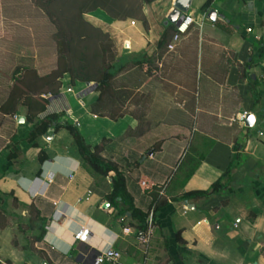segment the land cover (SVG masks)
Instances as JSON below:
<instances>
[{"label": "crops", "instance_id": "crops-1", "mask_svg": "<svg viewBox=\"0 0 264 264\" xmlns=\"http://www.w3.org/2000/svg\"><path fill=\"white\" fill-rule=\"evenodd\" d=\"M207 1L191 0L196 23L173 51L159 42L165 32L170 42L176 30L164 24L174 0H130L135 16L121 20L102 9L87 14L95 26L115 32V67L121 66L100 112L92 109L101 95L97 83L69 74L37 117L23 104L14 114L0 110V213L12 223L0 225L6 250L0 264H94L111 247L121 253L115 264H264V118L256 116L253 127L239 120L255 114L256 92L240 72L251 56L248 73L264 81V0H212L215 20L201 10ZM46 21L35 0H0V105L12 86L1 71L28 54L14 60L2 38L35 23L36 31L44 29ZM55 67L56 57L42 74ZM51 113L63 114L59 123L76 124L87 144L106 141L102 155L123 167L134 205L154 210L148 245L137 239V220L108 201L115 173H90L66 128L29 140L35 121ZM239 155L243 162L225 195L180 199L209 189ZM31 205L45 219L46 234L32 248L23 233L28 247L19 249L9 230L26 222ZM81 228L89 229L87 242L75 239Z\"/></svg>", "mask_w": 264, "mask_h": 264}, {"label": "trees", "instance_id": "trees-1", "mask_svg": "<svg viewBox=\"0 0 264 264\" xmlns=\"http://www.w3.org/2000/svg\"><path fill=\"white\" fill-rule=\"evenodd\" d=\"M143 1L149 4L154 0ZM211 1L208 0L202 6L201 10L204 14L208 12ZM35 4L43 9L46 17L56 29L53 35L57 44L56 67L42 75L34 68L16 67L11 77L10 92L7 99L0 105V110L6 114H14L19 104H23L28 107L30 114L37 117L48 104L46 96L58 93L61 88L59 80L65 74H69L73 81H95L97 83V90L101 95L92 109L100 112L99 109L110 101L113 80L120 72L121 66L115 67L117 61V54L114 50L115 39L110 33L91 23L87 14L102 9L113 18L121 20L128 16H135L137 6L130 4V0H35ZM168 40V32H165L159 46L166 45L167 47ZM251 58L246 66L241 67V78L247 79L251 90L256 92L254 112L258 118H264V95L260 90L261 87L264 91V81L261 85L254 75L248 73L247 70L253 67L255 59L253 56ZM26 73L33 79L28 78L27 80ZM62 115V113H51L42 119H37L29 134V140H37L52 128H66L72 134L83 163L90 173L98 178H106L111 173H115V176H110L112 192L107 197L108 201L118 209L119 215L126 218L129 213L131 218L137 220L138 229L145 230L148 212L144 213L134 205L133 196L127 188V177L123 167L102 155L106 141L96 146L87 144L76 124L59 123ZM47 159V155L41 151L39 160L44 162ZM242 162L243 157L239 155L231 161L222 177L209 189L185 193L180 199L208 200L218 195H225L232 183L234 171ZM26 224V228L19 225V230L26 236H28L26 233L31 232L33 241L32 243L29 241L30 237L27 241L33 248V244L42 241L46 234V221L34 205L30 207V215Z\"/></svg>", "mask_w": 264, "mask_h": 264}, {"label": "rangeland", "instance_id": "rangeland-1", "mask_svg": "<svg viewBox=\"0 0 264 264\" xmlns=\"http://www.w3.org/2000/svg\"><path fill=\"white\" fill-rule=\"evenodd\" d=\"M101 17V15H99ZM47 18V17H46ZM90 21V20H89ZM91 23H93L92 21H90ZM166 22V21H165ZM164 22V24H165ZM166 25V24H165ZM36 23L33 27H30V33L26 30L23 29V31H18L17 33H15L13 36V38H2V41H4L3 46L5 47L6 45L8 47L9 50H13L16 54L14 56V60L17 59H21V55L23 53V51L27 52V58H25L26 60L23 63H14V68L12 70H2L1 74L7 76V78H9L11 80V77L14 74V71L16 69V67L21 66V67H27V68H34L36 70L37 73H40L42 75L43 72H45V65L47 66V68H51V63H54V57H56L57 55V44L56 41L54 39V33L56 31V29L54 28V26L51 24V22L48 20L45 23V28L44 29H40L36 31ZM164 26L163 24H161V27ZM165 27V26H164ZM35 28V29H34ZM5 33L0 32V36H3ZM113 37L116 36L115 32L112 35ZM115 39V38H114ZM114 50L116 51L117 48L115 46ZM119 60L121 61V45H120V49H119ZM117 54V52H116ZM18 55V56H17ZM20 61V60H19ZM119 62H117L118 64ZM49 66V67H48ZM26 75V79L28 80V78L30 79L31 76H29L27 73ZM33 79V78H31ZM12 81V80H11ZM11 89V88H10ZM18 219L15 217L13 218V221H17ZM19 222L21 223V220H19ZM24 222V223H23ZM23 223V224H22ZM21 225L22 228H26L27 224L25 221H22ZM3 224H8L9 226H12L11 222L7 221V216L5 214L1 213L0 216V225ZM14 226V225H13ZM14 232V234H13ZM10 233V237H12L13 235V239H14V245L19 248H26L27 249V245H25L24 243L26 241H23V237L25 235L24 232H22L21 230H19V227L16 226V228L14 230H9ZM24 233V235H23ZM28 236L25 235V240H28L32 243L33 241V236H31V232L26 233ZM28 243V241H27ZM0 249H2V251H0V258L3 259V256L6 255L5 252V246L4 245H0ZM5 251V252H4ZM4 253V254H3ZM21 261V260H20ZM18 264H22V262H19Z\"/></svg>", "mask_w": 264, "mask_h": 264}, {"label": "built area", "instance_id": "built-area-1", "mask_svg": "<svg viewBox=\"0 0 264 264\" xmlns=\"http://www.w3.org/2000/svg\"><path fill=\"white\" fill-rule=\"evenodd\" d=\"M205 16H206V13H205ZM131 23L135 24V21L132 20ZM195 23H196V20L192 15H190L189 13L184 14L183 22L179 26H176V30L174 31L172 38L167 45V48L169 51L175 50L177 44L181 41L182 37L188 33L189 28ZM247 115H248L247 112L240 114L239 120L245 123V119ZM122 220H124V218ZM154 226H155L154 210L151 209L148 212L146 229L143 231H138L137 239L139 243L144 244V245L149 244L151 237L153 235V232H154ZM128 231H130V228H125V232H128ZM88 238H89L88 228H81L75 233V239L79 242H87ZM120 258H121L120 251L111 247L99 253L95 257L94 264H103L105 262H111L115 264L119 261Z\"/></svg>", "mask_w": 264, "mask_h": 264}, {"label": "water", "instance_id": "water-1", "mask_svg": "<svg viewBox=\"0 0 264 264\" xmlns=\"http://www.w3.org/2000/svg\"><path fill=\"white\" fill-rule=\"evenodd\" d=\"M191 0H174L173 10L167 17L165 22L166 25L172 24L175 26H179L184 19V14L189 12ZM208 17L211 20H215L217 18V13L214 9L208 12ZM87 85H91V82H87ZM256 115L254 113H248L245 124L247 127H253L255 125ZM79 260L83 261V255H79Z\"/></svg>", "mask_w": 264, "mask_h": 264}]
</instances>
